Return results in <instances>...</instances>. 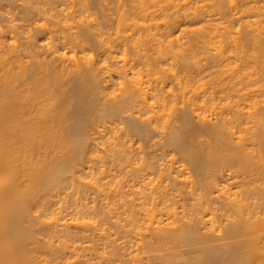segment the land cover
<instances>
[{"label":"bare ground","instance_id":"6f19581e","mask_svg":"<svg viewBox=\"0 0 264 264\" xmlns=\"http://www.w3.org/2000/svg\"><path fill=\"white\" fill-rule=\"evenodd\" d=\"M20 1L27 24L0 0V264L161 244L264 264V0Z\"/></svg>","mask_w":264,"mask_h":264},{"label":"rangeland","instance_id":"374dc122","mask_svg":"<svg viewBox=\"0 0 264 264\" xmlns=\"http://www.w3.org/2000/svg\"><path fill=\"white\" fill-rule=\"evenodd\" d=\"M7 1H9V0H7ZM10 1H11V0H10ZM19 1H20V0H19ZM19 1H15V0H13V3H12V2H10V3H9V2L6 3V1L3 0V2H4L3 4H8V5H5V6L3 5V7L6 8V6H8V8H9V9L6 8V10H3V12H6V11H7V12L4 13V14H6V15H5L6 17H8L7 15H9L8 18H11V16H14V15H11V16H10V13H11V14H12L13 12H14L13 14L16 13V14H17V17L19 18V20H17L18 18L16 19L15 16L12 17V19H16L17 21H19V22H21V23H24V20H23V22L20 21V15L23 16V13H21V12L23 11V9H22L23 7H22L21 10H20V6H19V5H21L23 2H22V0H21L20 2H22V3H19ZM41 1H42V0H41ZM44 1H46V0H44ZM18 3H19V4H18ZM21 6H23V5H21ZM3 7H2V8H3ZM3 9H4V8H3ZM92 9H93V10H94V9L96 10L97 8L92 7ZM8 10H10V11L8 12ZM97 10H98V9H97ZM11 11H13V12H11ZM20 11H21V12H20ZM108 12H111V13H112V11H109V10H108ZM8 13H9V14H8ZM20 13H21V14H20ZM16 14H15V15H16ZM18 14H20V15L18 16ZM6 17H5V20H3V19H2V20H3V21H6V20L8 19V18H6ZM21 18H22V17H21ZM16 20H15V21H16ZM28 22H31V21H28ZM24 24H27V23L25 22ZM106 98H108V96H107ZM102 101H103V100H102ZM213 116H214V115H211L212 119H213ZM97 119H99V118H97ZM196 121H197V119H196ZM212 121H213V120H212ZM194 122H195V119H194ZM197 122H198V121H197ZM92 129H95V128H90V129H88V131L91 132L92 135H94V131H95V130H92ZM90 130H91V131H90ZM160 131H161V130H160ZM115 132H116V131H115ZM116 133H117V135H119V134H120L119 130H118ZM158 134H159V132H158ZM158 134H156V136H158ZM160 134H161V132H160ZM204 134H206V133H204ZM204 134H203V135H204ZM89 135H90V133H89ZM162 135H163V133H162ZM162 135H159V137L161 138ZM207 135H208V134H206V137H208ZM156 136L154 137V139L156 138ZM92 137H93V136H91V138H92ZM201 137H202V135H201ZM206 137H205V138H206ZM209 137H211V136H209ZM160 138H159V139H160ZM197 138H199V137H197ZM205 138H204V139H205ZM157 139H158V137L155 139V141H156V142H159V141H161L162 138H161L160 140H159V139L157 140ZM202 139H203V138H202ZM204 139H203V140H204ZM206 139L208 140L209 138H206ZM206 139H205L204 142H202V143L205 144L206 141H207ZM209 140H210V139H209ZM150 141H151L150 143H149V140L146 142V144H145L146 146H145V148L143 147V149H145V150H149L148 148L146 149V147H148L147 144H148V145L150 144V146L153 147V144H154V142L152 143L153 139L150 140ZM201 141H202V140H200V142H201ZM131 142H132V141H131ZM131 142H129V143H131ZM133 143H134V145H133ZM138 143H140V142H138ZM131 144H132L133 146H132V145L130 146V144H129V147H128V144H127L126 146H127L128 148H131V149H133L132 147H134V149H136V147L139 146V144H137V142H136V144H135L134 141H133ZM199 144H200L199 146H202L201 143H199ZM204 144H203V146L201 147V148H203V149H204V147H205ZM135 145H138V146H135ZM141 145H142V144H141ZM143 145H144V144H143ZM143 145H142V146H143ZM206 145H207V144H206ZM150 146H149V147H150ZM154 146H155V144H154ZM140 147H141V146H140ZM140 147H139L138 149H140ZM141 148H142V147H141ZM100 149H101V148L99 147V151H100ZM153 149H154V147H153ZM149 151H150V150H149ZM151 151H152V149H151ZM100 152H101V151H100ZM157 152H158V151H157ZM158 153H159V152H158ZM100 154H103V153H100ZM177 156H179V155L176 153L175 158H176ZM167 158H168V157H166V159H167ZM177 158L179 159V157H177ZM181 158H182V157H181ZM181 158H180V161H183ZM182 163H184L185 166L187 165V162L185 163V161H183ZM188 166H189V165H187L186 167H188ZM188 168L190 169V167H188ZM188 168H187L186 170H189ZM190 172H191V169H190ZM117 173H119V172L117 171ZM190 174H191V173H190ZM122 175H123V174H122ZM122 175H120V176L122 177ZM89 205H91V204H89ZM179 209H180V208H179ZM110 223H111V222H110ZM111 224H112V223H111ZM113 224H114V223H113ZM109 225H110V224H109ZM115 225H116V223H115L113 226H115ZM145 225H146V224H145ZM145 225H144V226H145ZM202 225H203V224H202ZM202 225L200 226V227H201L200 229L202 230L201 233H205V232L203 231ZM148 226H149V225H147V226H145V227L147 228ZM115 227H116V226H115ZM145 227H143V228H145ZM203 227H204V225H203ZM111 228H112V226H111ZM143 228H142V229H143ZM121 229H122V228H120L119 230H121ZM140 229H141V228H140ZM140 229H139V230H140ZM148 229H151V228L148 227ZM204 229H206V228L204 227ZM115 230H116V232H117V231H118V227H116V229H114V227H113V231H115ZM139 230H138V232H139ZM145 230L148 232L147 229H145ZM201 230H200V231H201ZM136 231H137V230H136ZM146 231H145V232H146ZM150 231H151V230H150ZM205 231H206V232H210V231H208V230H205ZM41 232H42V231H41ZM41 232H40V233H39V232L36 233L37 237H38V236H39V237L41 236V234H42ZM118 232H119V231H118ZM118 232H117V233H118ZM134 232H135V231H134ZM134 232H133V233H134ZM138 232H136L134 235L136 236L137 234H139V235H137V236H139V237L141 238L140 233H138ZM140 232H141V230H140ZM142 232H143V231H142ZM147 232H146V233H147ZM152 232H153V231H151V233L148 232V235L146 234L145 236H148V237H149V236H152V234L154 233V232H153V233H152ZM120 233H121V231H120ZM120 233H118L117 235H120ZM210 233H211V232H210ZM216 233H217V232H216ZM38 234H39V235H38ZM142 234H143V233H142ZM218 234H220V233H218ZM117 235H116V236H117ZM208 235H209V233H208ZM214 235H215V234H214ZM121 236H122V234H121ZM121 236H119V237L117 236V237H118V240H117V241H120V242H118V243H122V242H124V241H122V240H125V238H122ZM137 236H136V238H137ZM120 237H121V239H120ZM139 237H138V238H139ZM148 237H147V238H148ZM138 238H137L136 240H137V241H138V240L141 241L142 238H143V236H142L141 239H138ZM147 238L145 237L146 240H147ZM145 239H143V240H145ZM148 239H151V237L148 238ZM215 240H216V238H215ZM217 240H219V242H218ZM217 240H216V241H212V240H211L212 242L210 241V242H208V243L213 244V242H214V244H215V242H218L217 244H220V242L225 241V240H221L220 238H218ZM133 241H134V238H133ZM165 242H166V244H167V241H165ZM165 242H162V243L165 244ZM169 243L172 244L171 242H169ZM208 243L206 242L207 246H206L205 243H203V245L205 244V245H204L205 247H204V246L202 245V242H201V244H199V245H200V247H201V246H203V247H201V248L199 247V248H200L199 250H201V249L203 250V248H204V249H207V247H209V246H208ZM131 244H132V243H131ZM210 244H209V245H210ZM214 244H213L212 246H214ZM158 245H159V244H158ZM167 245H169V244H167ZM173 245H174V244H173ZM173 245H171V247H172ZM189 245H190V244H189ZM189 245H188V246L186 245V247H188L187 249H186L185 246L182 245V247H180V248H179V247H175V246H173L171 250L174 251V249H175V251H176V248H177V249L179 248L178 250H179V251L182 250L181 252H183L184 250H186L185 252H183V254H187V253H188V249H189L190 247H192L193 243H192V245H190V247H189ZM197 245H198V244H197ZM197 245H196V244L193 245V246H195V247H194V248H195V249H194L195 252L192 250V248H190L191 251H193V253H192L191 251H189V253H191L192 255H194L195 253H196V254L199 253L198 256L201 255L200 252H198L199 250H197L198 253L196 252V247L199 246V245H198V246H197ZM155 246H156V245H155ZM165 246H166V245H165ZM165 246H163L162 244L160 245V247H162V250H163V247H164V248H168V247H169V246H167V247H165ZM215 246H217V245L215 244ZM156 247H158V246H156ZM160 247L157 248V249H158L157 252H156V251L153 252V249H154L155 247H154V248H153V247H151V248H147L148 250H151V249H152V251L149 253V255H150L149 258L153 259V262H152V263H154V264H159V263H160L159 260H163V258L161 257V256H162V255H161L162 252H161L160 254H158V252L162 251V250H159V249H161ZM181 248H182V249H181ZM183 248H184V249H183ZM127 249H128V254H129V253H130V252H129V249L132 250V248H129L128 246H126V247L124 248V250H127ZM133 249H134V248H133ZM147 249H145V250H147ZM155 249H156V248H155ZM168 249H169V248H168ZM180 249H181V250H180ZM190 249H189V250H190ZM87 250H88V249H86V248H82V249L80 250V253L84 255L85 253H87ZM134 250H135V249H134ZM136 250H138V249H136ZM139 250H140V249H139ZM141 250H142V249H141ZM171 250H169V251H171ZM178 250H177V252H178ZM163 251H164L163 253H164V256H165V254H167L168 250H166V251L163 250ZM155 252L157 253V255H156ZM186 252H187V253H186ZM201 252H202V251H201ZM126 253H127V252H126ZM151 253L154 254L155 258H152V257H151V256H153V254H151ZM163 253H162V254H163ZM168 253H169V252H168ZM189 253H188V254H189ZM126 255H127V254H126ZM130 255H131V254H130ZM130 255L126 256V259H125V260H127V257H128V259H129V256H130ZM144 255L148 257V252H147V253H144L143 256H144ZM160 255H161V256H160ZM181 255H182V254H181ZM181 255H180V256H181ZM224 255H225V253L223 254V256H224ZM122 256H123V255H122ZM154 256H153V257H154ZM156 256L159 257V259H158V262L156 261V263H155ZM164 256H163V257H164ZM184 256H185V255H184ZM187 256H188V255H186L185 257L181 256V258H180L181 260L179 259V261H180V262L183 261L184 263H187V264H188V260H187V258H190L189 262H191V261L193 260V259L191 260V258H193V256H191L190 254H189L188 257H187ZM190 256H191V257H190ZM201 256H202V255H201ZM124 257H125V255H124ZM124 257H123V259H124ZM160 257H161V259H160ZM182 257H183L184 259H186V261H184V259L182 260ZM194 257H195V256H194ZM121 258H122V257H121ZM82 259L84 260V257H82ZM151 259H150V261H151ZM129 260H130V259H129ZM129 260H128V261H129ZM94 261L96 262V260H94ZM128 261H125L126 264H128ZM163 262H164V261H162V264H164ZM177 262H178V261H177ZM183 262H182V263H183ZM129 263H130V262H129ZM212 263H214V262H212ZM160 264H161V263H160ZM174 264H175V263H174ZM176 264H177V263H176ZM189 264H190V263H189ZM192 264H197V263H195V262L193 261ZM198 264H199V263H198ZM202 264H209V263H204V262H203ZM214 264H217V262L214 263ZM218 264H219V263H218Z\"/></svg>","mask_w":264,"mask_h":264}]
</instances>
